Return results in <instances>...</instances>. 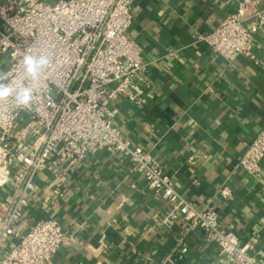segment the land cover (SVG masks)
<instances>
[{"label": "crops", "instance_id": "0c3cea01", "mask_svg": "<svg viewBox=\"0 0 264 264\" xmlns=\"http://www.w3.org/2000/svg\"><path fill=\"white\" fill-rule=\"evenodd\" d=\"M241 1L134 0L126 34L145 63L135 83L140 103L118 97L108 107L123 137L157 157L181 196L198 208L214 207L220 225L264 262V158L259 178L238 164L264 127V29L253 35L254 58L229 62L195 41ZM4 69L0 57V73ZM56 181L49 169L37 173L17 236L5 250L32 223L53 218L68 237L50 264H214L215 245L200 230L184 232L188 252L170 261L183 222L158 224L166 201L110 153L88 155L59 187ZM222 187L227 197L219 194ZM6 193L0 188V198Z\"/></svg>", "mask_w": 264, "mask_h": 264}, {"label": "built area", "instance_id": "2783aa9c", "mask_svg": "<svg viewBox=\"0 0 264 264\" xmlns=\"http://www.w3.org/2000/svg\"><path fill=\"white\" fill-rule=\"evenodd\" d=\"M134 0H6L0 4V57L5 83L32 86L23 69L25 54H46L50 63L34 86L30 109H18L14 98L0 102V264H50L67 233L53 218L32 223L17 236L27 198L39 171L49 169L57 179L78 168L88 155L110 153L127 162L148 190L166 201L157 218L160 225L184 224L169 259L181 261L188 252L185 231L200 230L216 248L214 264H264L241 245L239 236L220 225L216 209L198 208L176 190L157 157L128 142L114 122L108 103L124 97L139 104L136 81L145 63L139 44L126 33L132 22ZM264 29V0H242L236 12L224 17L208 33L195 34L209 49L232 61L254 58L253 35ZM264 158V127L239 157V166L259 178ZM219 194L227 197L229 189ZM5 250V251H4Z\"/></svg>", "mask_w": 264, "mask_h": 264}, {"label": "clouds", "instance_id": "9594fccd", "mask_svg": "<svg viewBox=\"0 0 264 264\" xmlns=\"http://www.w3.org/2000/svg\"><path fill=\"white\" fill-rule=\"evenodd\" d=\"M22 63L24 73L32 81V86L21 83L13 87L11 84L5 83L8 80V74L0 73V102L13 97L16 107L21 110L31 108L34 86L38 83L41 73L49 65L50 60L46 54H25Z\"/></svg>", "mask_w": 264, "mask_h": 264}]
</instances>
